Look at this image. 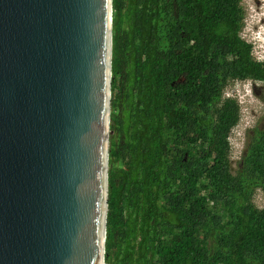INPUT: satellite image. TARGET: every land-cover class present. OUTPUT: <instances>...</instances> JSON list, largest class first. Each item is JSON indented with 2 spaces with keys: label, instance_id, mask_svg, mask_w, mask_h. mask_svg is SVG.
I'll list each match as a JSON object with an SVG mask.
<instances>
[{
  "label": "trees",
  "instance_id": "obj_1",
  "mask_svg": "<svg viewBox=\"0 0 264 264\" xmlns=\"http://www.w3.org/2000/svg\"><path fill=\"white\" fill-rule=\"evenodd\" d=\"M242 1L113 0L107 263L264 264V125L234 173L224 97L264 82Z\"/></svg>",
  "mask_w": 264,
  "mask_h": 264
},
{
  "label": "water",
  "instance_id": "obj_2",
  "mask_svg": "<svg viewBox=\"0 0 264 264\" xmlns=\"http://www.w3.org/2000/svg\"><path fill=\"white\" fill-rule=\"evenodd\" d=\"M113 0H0V264H108Z\"/></svg>",
  "mask_w": 264,
  "mask_h": 264
},
{
  "label": "rangeland",
  "instance_id": "obj_3",
  "mask_svg": "<svg viewBox=\"0 0 264 264\" xmlns=\"http://www.w3.org/2000/svg\"><path fill=\"white\" fill-rule=\"evenodd\" d=\"M244 8V27L241 35L247 40L252 41L253 35L264 40V0H243ZM253 54L255 58L264 60V48L262 45L253 43ZM234 97L241 106V120L233 128L230 141L232 144L231 162L232 171L235 173L240 167V161L245 154L246 147L250 138L255 134L257 128L264 125V82L258 80H238L232 79L228 82L224 90V97ZM124 103V102H123ZM113 109H111L112 115ZM113 139L118 140L119 131L113 132ZM254 202L259 208L264 207V191L257 189ZM120 235L114 239L119 242ZM116 250L111 252V264H120L116 258Z\"/></svg>",
  "mask_w": 264,
  "mask_h": 264
},
{
  "label": "clouds",
  "instance_id": "obj_4",
  "mask_svg": "<svg viewBox=\"0 0 264 264\" xmlns=\"http://www.w3.org/2000/svg\"><path fill=\"white\" fill-rule=\"evenodd\" d=\"M252 44L253 43H257L258 42V45H262V47H258L257 48H264V40L263 39H259L258 37H255V35H253V40L250 41ZM253 49H254V46H253ZM107 262V261H106ZM109 264V263H108Z\"/></svg>",
  "mask_w": 264,
  "mask_h": 264
}]
</instances>
